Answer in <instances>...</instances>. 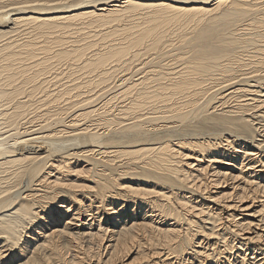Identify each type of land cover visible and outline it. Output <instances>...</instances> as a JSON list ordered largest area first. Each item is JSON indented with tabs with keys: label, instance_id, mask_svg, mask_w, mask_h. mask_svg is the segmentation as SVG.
<instances>
[{
	"label": "bare ground",
	"instance_id": "bare-ground-1",
	"mask_svg": "<svg viewBox=\"0 0 264 264\" xmlns=\"http://www.w3.org/2000/svg\"><path fill=\"white\" fill-rule=\"evenodd\" d=\"M0 264H264V0H0Z\"/></svg>",
	"mask_w": 264,
	"mask_h": 264
},
{
	"label": "rangeland",
	"instance_id": "rangeland-1",
	"mask_svg": "<svg viewBox=\"0 0 264 264\" xmlns=\"http://www.w3.org/2000/svg\"><path fill=\"white\" fill-rule=\"evenodd\" d=\"M42 39V38H41ZM47 40V39H46ZM43 41H45V40H43ZM43 43V42H42ZM41 43V44H42ZM54 49V48H53ZM95 89H97V88H90L89 90H91V91H95ZM87 91V92H86ZM74 94H76V95H78V94H80L79 96H81V97H83V94H88L90 91H88V89H86V87L85 88H82V91H78V90H76V89H74L73 91H72ZM84 92V93H83ZM73 95V94H72ZM62 99H59V100H55V102L53 101V100H51L52 101V103L51 102H49V104L48 103H46L48 106L50 105H53V107L52 108H58L60 105H64V103L68 100V98H72L71 97V95L70 94H68V93H65V94H63L62 95V97H61ZM64 98V99H63ZM66 98V99H65ZM65 100V101H64ZM56 101H58V103L56 104ZM119 101V102H118ZM54 102V103H53ZM119 103V104H118ZM116 105H117V107L118 106H120V100L118 99L117 101H116V103H115ZM46 105V106H47ZM55 105V106H54ZM47 106V107H48ZM118 108H120V107H118ZM73 109V108H72ZM76 109V108H75ZM74 109V110H75ZM74 110H69L70 112L67 114V116H69L68 117V119H71V117L72 116H74V114H73V112H74ZM76 110H78V108L76 109ZM75 113H78L77 111L75 112ZM72 114V115H71ZM86 123H89L88 121L86 122ZM70 130V129H69ZM248 160H246V162H247ZM214 166H217V165H214ZM221 168H226V166H223V167H221ZM26 179V178H25ZM256 202H254V205H255V209L258 207V204H259V199H257V200H255ZM139 212H140V210H139ZM98 223L95 221V225L91 228V229H88V231L90 230V231H92V232H96V231H98V228L96 227L95 228V226L97 225ZM105 226V225H104ZM96 248V247H95ZM134 257V255L133 256H131V258L129 259V260H127L126 262H128V261H130L132 258Z\"/></svg>",
	"mask_w": 264,
	"mask_h": 264
}]
</instances>
